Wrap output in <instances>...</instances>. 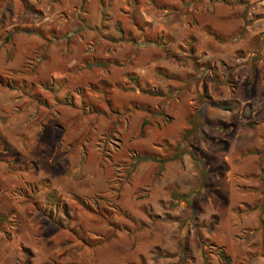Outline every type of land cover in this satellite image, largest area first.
I'll use <instances>...</instances> for the list:
<instances>
[{
	"label": "rangeland",
	"instance_id": "374dc122",
	"mask_svg": "<svg viewBox=\"0 0 264 264\" xmlns=\"http://www.w3.org/2000/svg\"><path fill=\"white\" fill-rule=\"evenodd\" d=\"M254 4L0 0V264H264Z\"/></svg>",
	"mask_w": 264,
	"mask_h": 264
},
{
	"label": "trees",
	"instance_id": "16d2710c",
	"mask_svg": "<svg viewBox=\"0 0 264 264\" xmlns=\"http://www.w3.org/2000/svg\"><path fill=\"white\" fill-rule=\"evenodd\" d=\"M206 29V32L216 41L218 42H228V41H231V38L230 37H227V36H223L221 35L220 33H218L216 30L214 29H210V28H205ZM0 84H4L5 85V82H4V79L2 78V76H0ZM149 118H144L143 121H142V124H141V133L144 134L145 133V125L148 124V120ZM192 134V132H189L188 134H186V137L184 136V140L187 139V136ZM175 157V156H174ZM173 156H167V155H159V154H156V153H151V152H143V153H140L139 155L135 156V162H139V161H142V160H152V161H157L159 163H163V162H167L168 160H171V159H174ZM6 161L5 158H2L0 157V161ZM134 168V167H133ZM45 181V180H44ZM71 229V228H69ZM74 234V232H73ZM80 245L81 246H89V247H92L93 246V243L89 240H86V238L82 237L80 239Z\"/></svg>",
	"mask_w": 264,
	"mask_h": 264
},
{
	"label": "crops",
	"instance_id": "0c3cea01",
	"mask_svg": "<svg viewBox=\"0 0 264 264\" xmlns=\"http://www.w3.org/2000/svg\"><path fill=\"white\" fill-rule=\"evenodd\" d=\"M252 2H254L255 4H254V6H252V7H255L256 5H258L259 3H261V4H259L260 5V7H263L264 6V0H251ZM262 15V14H261ZM263 16H258V17H255L254 18V21H253V23H255L254 25H259V24H261V21H262V19L264 18H262ZM248 27H250V26H248ZM251 32L253 33V32H255V31H253V27L251 28ZM188 209V208H187ZM189 211V210H188ZM198 229H201V228H198Z\"/></svg>",
	"mask_w": 264,
	"mask_h": 264
}]
</instances>
